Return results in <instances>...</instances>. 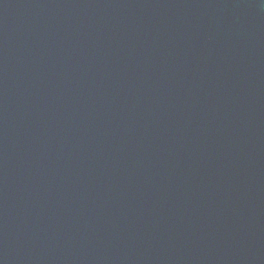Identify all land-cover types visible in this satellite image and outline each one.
I'll return each mask as SVG.
<instances>
[{"label":"water","instance_id":"95a60500","mask_svg":"<svg viewBox=\"0 0 264 264\" xmlns=\"http://www.w3.org/2000/svg\"><path fill=\"white\" fill-rule=\"evenodd\" d=\"M0 264H264V0H0Z\"/></svg>","mask_w":264,"mask_h":264}]
</instances>
